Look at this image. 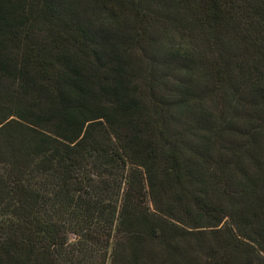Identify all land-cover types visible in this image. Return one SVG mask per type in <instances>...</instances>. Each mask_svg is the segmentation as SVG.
Returning <instances> with one entry per match:
<instances>
[{"label": "trees", "instance_id": "16d2710c", "mask_svg": "<svg viewBox=\"0 0 264 264\" xmlns=\"http://www.w3.org/2000/svg\"><path fill=\"white\" fill-rule=\"evenodd\" d=\"M256 259L264 0H0V264Z\"/></svg>", "mask_w": 264, "mask_h": 264}, {"label": "rangeland", "instance_id": "374dc122", "mask_svg": "<svg viewBox=\"0 0 264 264\" xmlns=\"http://www.w3.org/2000/svg\"><path fill=\"white\" fill-rule=\"evenodd\" d=\"M75 9L81 10L82 7L75 6ZM85 15L87 17L93 18L96 23L102 24L106 22L105 15L103 13L87 11L85 12ZM153 32L154 33H152V36H154L159 41L158 44L157 43L153 44L154 48H160L161 51H163L168 47H170L171 49L181 50L183 53H185L184 61H189L190 59H192V54L194 55V52L196 51L195 49H199L197 45L195 46L194 49L193 45H195V43L194 42L192 43V41L190 43V41L187 39L188 37L185 38L181 37L172 30H161L160 28H157V30H154ZM188 74L190 75V72H188ZM195 77L198 81H201V79L198 76ZM256 263L264 264V261L258 262V260L256 259Z\"/></svg>", "mask_w": 264, "mask_h": 264}]
</instances>
